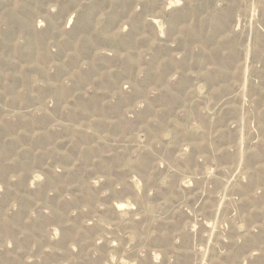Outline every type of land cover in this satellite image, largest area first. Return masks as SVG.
I'll return each mask as SVG.
<instances>
[{
  "label": "rangeland",
  "instance_id": "rangeland-1",
  "mask_svg": "<svg viewBox=\"0 0 264 264\" xmlns=\"http://www.w3.org/2000/svg\"><path fill=\"white\" fill-rule=\"evenodd\" d=\"M0 264H264V0H0Z\"/></svg>",
  "mask_w": 264,
  "mask_h": 264
}]
</instances>
